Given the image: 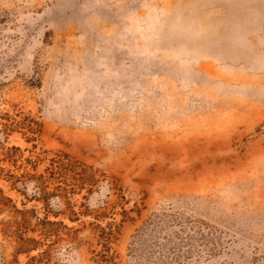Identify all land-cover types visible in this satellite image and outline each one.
<instances>
[{
    "label": "rangeland",
    "instance_id": "rangeland-1",
    "mask_svg": "<svg viewBox=\"0 0 264 264\" xmlns=\"http://www.w3.org/2000/svg\"><path fill=\"white\" fill-rule=\"evenodd\" d=\"M0 264H264V0H0Z\"/></svg>",
    "mask_w": 264,
    "mask_h": 264
},
{
    "label": "trees",
    "instance_id": "trees-1",
    "mask_svg": "<svg viewBox=\"0 0 264 264\" xmlns=\"http://www.w3.org/2000/svg\"><path fill=\"white\" fill-rule=\"evenodd\" d=\"M11 150H13V151H15V152H19V150L17 149V148H11ZM15 189H17V188H15ZM39 189V188H38ZM18 192H20V191H18ZM44 195H48V194H44Z\"/></svg>",
    "mask_w": 264,
    "mask_h": 264
}]
</instances>
